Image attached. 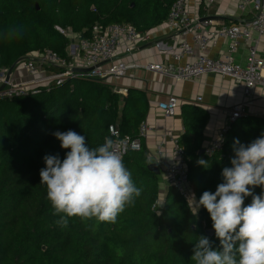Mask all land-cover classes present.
I'll list each match as a JSON object with an SVG mask.
<instances>
[{"label":"trees","instance_id":"obj_1","mask_svg":"<svg viewBox=\"0 0 264 264\" xmlns=\"http://www.w3.org/2000/svg\"><path fill=\"white\" fill-rule=\"evenodd\" d=\"M174 0H0V68H10L31 52L53 50L65 55L68 37L58 28H70L88 37L98 23H126L150 31L163 24ZM37 4V6H36ZM204 2L201 4V9ZM22 31L10 37L9 29ZM148 101L135 89L126 96L108 84L91 79L68 80L49 91L0 100V264H194L199 236L220 248L209 213L195 214L171 186L160 199L159 175L149 170L147 151L127 150L123 156L141 195L117 217L116 223L54 215L40 169L46 155L65 158L54 132L73 130L87 146L102 145L111 137L109 126L118 121L120 137L140 138ZM208 116L205 110L182 106L183 149L188 178L197 201L204 191L215 192L223 183L222 169L231 167L233 145L245 146L264 132V118L245 116L227 130L221 150L198 154ZM207 161L206 167L198 161ZM264 188H252L260 195ZM252 196L244 199V206ZM159 213V215H157ZM212 229L211 235L206 231Z\"/></svg>","mask_w":264,"mask_h":264},{"label":"built area","instance_id":"obj_2","mask_svg":"<svg viewBox=\"0 0 264 264\" xmlns=\"http://www.w3.org/2000/svg\"><path fill=\"white\" fill-rule=\"evenodd\" d=\"M213 2L214 0H204V6ZM187 8L188 0H174L164 22L175 41L174 48L169 53L178 64L141 65L125 62L117 57L119 53L131 54L140 43L150 42L153 37L152 30L140 32L126 23H95L91 27L90 35L84 38L77 37L70 28H58L69 39L65 55H59L50 49L31 52L18 59L12 67L0 68V100L36 94L42 89L49 91L51 87L60 86L68 80L91 79L104 83L107 78L124 76L126 71L138 67L169 74L176 79H194L206 73L229 76L242 85L244 98L249 97L255 87L264 89V0H237V9L242 15L237 22L229 24L219 23L211 15L195 19L189 15ZM246 13L251 16L243 17ZM187 35H191L192 44L187 41ZM219 38L227 41L225 54L219 57L207 56L205 51L215 45ZM240 41L249 43L244 65L238 63L234 55ZM157 43L158 46L161 45L160 42ZM184 57L186 61L180 64ZM13 70L23 76L16 80L12 76ZM200 100L201 97H197V101ZM178 106V99L174 95H169L157 104L166 117L174 116ZM246 115L244 102L233 104L228 112V122L220 129L216 138L203 147V153L210 156L221 150L230 124ZM150 130V125L141 122L138 128L139 136H145ZM109 132V138L114 141L116 149L122 152L123 156L127 150L141 148L140 138L120 137L118 128L114 125L109 126ZM163 149L164 139L156 145L154 154H146V159L149 163H156L167 185L173 187L193 211L195 206L191 197L194 191L188 178L183 149L176 140L172 158H167ZM160 200L156 201V204H160ZM195 200L197 201L196 196Z\"/></svg>","mask_w":264,"mask_h":264},{"label":"clouds","instance_id":"obj_3","mask_svg":"<svg viewBox=\"0 0 264 264\" xmlns=\"http://www.w3.org/2000/svg\"><path fill=\"white\" fill-rule=\"evenodd\" d=\"M21 31L12 28L8 35ZM53 135L69 151L63 160L46 155L39 175L53 214H64L57 223L66 227L71 217L116 223L142 191L135 186L122 152L108 137L102 145L89 147L85 137L71 129ZM233 151L232 166L222 169L224 182L215 192L204 191L198 202L194 194L191 197L197 211L203 207L209 213L220 243L214 249L207 236H199L191 257L194 264H264V191L260 195L252 192L256 186L264 188V132L246 146L236 139ZM198 163L205 166L207 161ZM247 196L252 201L244 206Z\"/></svg>","mask_w":264,"mask_h":264},{"label":"crops","instance_id":"obj_4","mask_svg":"<svg viewBox=\"0 0 264 264\" xmlns=\"http://www.w3.org/2000/svg\"><path fill=\"white\" fill-rule=\"evenodd\" d=\"M202 2L204 0H188L187 10L191 17L198 19L204 15H211L219 23L229 24L237 22L242 15L237 9V0H214L211 5L203 6L201 9ZM243 15L245 18L251 16L249 13ZM152 33L153 37L150 42L140 43L131 54L119 53L117 57L125 62H135L141 65L147 63L178 64L169 53L174 48L175 41L166 25L164 23L159 25L152 30ZM186 39L189 43H193L191 35H187ZM157 42L161 43L159 45L161 47L157 45ZM248 48V42L240 41L234 54L238 63L245 64ZM226 49L227 41L219 38L215 45L207 48L205 53L209 57H219L225 54ZM185 61L186 57L180 64ZM12 73L16 80L23 76L17 70H13ZM104 83L110 85L112 91L121 96H126L130 89L145 94L148 109L142 122L150 125L151 130L142 137V144L147 153L154 154L156 145L164 139L163 151L167 158L173 157L174 140L178 142L185 130L182 122V106H197L207 113L208 120L203 130L202 148L213 141L220 129L228 122V112L235 103L241 101L245 103L246 116L264 118V89L255 87L251 95L244 98L242 85L231 77L221 74L206 73L194 79H176L169 74L138 67L126 71L124 76L107 78ZM169 95L176 96L179 102L177 112L172 117L164 116L157 107L158 102L165 100ZM197 97H201V100L197 101ZM158 175L159 192L164 195L168 185L161 171Z\"/></svg>","mask_w":264,"mask_h":264},{"label":"water","instance_id":"obj_5","mask_svg":"<svg viewBox=\"0 0 264 264\" xmlns=\"http://www.w3.org/2000/svg\"><path fill=\"white\" fill-rule=\"evenodd\" d=\"M36 6H37V4H36ZM203 152H204V149L201 148L199 150L198 154L201 155ZM148 168H149V170L155 172L156 174H159L160 173L158 166L155 163H153V162L151 164H148ZM206 233L209 234V235H211L213 233V230L212 229H208L206 231Z\"/></svg>","mask_w":264,"mask_h":264},{"label":"rangeland","instance_id":"obj_6","mask_svg":"<svg viewBox=\"0 0 264 264\" xmlns=\"http://www.w3.org/2000/svg\"><path fill=\"white\" fill-rule=\"evenodd\" d=\"M76 35H77V37L79 36L78 34H76ZM118 121H119V119L117 120V122H116L115 124H113V125L116 126L117 128H118ZM159 197L162 198V200H160V199H159V200H160V201H163V197H164V195L160 193ZM160 201H159V202H160ZM193 211L196 213L197 210H195V207L193 208Z\"/></svg>","mask_w":264,"mask_h":264}]
</instances>
